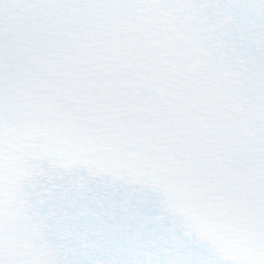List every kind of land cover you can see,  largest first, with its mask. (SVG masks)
Listing matches in <instances>:
<instances>
[{"label":"snow or ice","instance_id":"obj_1","mask_svg":"<svg viewBox=\"0 0 264 264\" xmlns=\"http://www.w3.org/2000/svg\"><path fill=\"white\" fill-rule=\"evenodd\" d=\"M0 264H264V0H0Z\"/></svg>","mask_w":264,"mask_h":264}]
</instances>
